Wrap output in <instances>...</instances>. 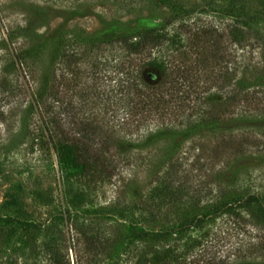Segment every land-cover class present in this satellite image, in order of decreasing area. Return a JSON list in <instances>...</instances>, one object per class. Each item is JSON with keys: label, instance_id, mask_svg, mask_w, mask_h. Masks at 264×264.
<instances>
[{"label": "rangeland", "instance_id": "1", "mask_svg": "<svg viewBox=\"0 0 264 264\" xmlns=\"http://www.w3.org/2000/svg\"><path fill=\"white\" fill-rule=\"evenodd\" d=\"M168 21V33L179 31L182 38L187 37L188 31L195 26L213 27L212 42L215 40V43L206 46L207 50L212 51L215 47L218 50V59H210L204 66L195 64V55L189 50V57L183 64L198 84L195 82L193 85V93L187 97L184 95V106L178 111L184 116L179 134L167 139L170 140L168 144L173 141L177 144L172 160L173 165L177 163L176 180L191 190L194 186H207L211 194L224 188L226 183L231 185L237 181V186L246 193L264 196V149L261 150L264 148V0H0V69L4 65L2 54L6 52L1 46L9 45V35L16 37L22 31L32 33L37 41L36 47L50 50L59 44L62 49L69 48L73 44L74 32L94 35L110 30L162 26ZM168 35L160 40L158 49L163 56H171L169 59L177 65L179 57L176 52L181 49L178 46L182 41L178 40L177 45L171 44L166 40ZM119 50V47L111 53L105 50L106 56L98 58V78L85 77L99 93L98 97V93L88 91L93 109L84 111L79 104L82 102L76 97L71 105L60 108V124L66 129L74 126L75 134L70 138H79L75 122L83 120L89 126L98 127L90 144L102 148L108 145L103 139L105 127L112 123V119L117 122L121 117L120 111L107 110L105 113L103 110L107 94L111 93L116 81L112 76H117L109 61L114 56L116 61L120 53L123 54ZM133 58L139 63L135 56ZM60 67L65 68L63 62ZM88 67V64H83L81 69L89 71ZM223 75L228 82H223ZM10 78L8 75L7 79ZM23 78L14 86H7V91H0V264H48L42 252L43 243L68 249L71 243L68 236L73 233L72 225L76 222L88 224L100 218L105 221L109 234L117 230V223L127 226L128 222L111 215L106 208L114 205L112 200L118 195L116 191L127 175L126 170L118 173L116 179L112 178L110 187L104 186L102 192L89 191L81 180L80 184L76 180L77 170L60 164L50 145L41 147L42 140L37 135L40 123L34 122L37 118L27 110L34 85L30 77ZM214 93L234 95L237 99L227 104V112L222 117L223 128H190L187 133L185 124L202 118L201 113L207 106L204 99ZM98 110L100 113L97 115ZM84 115L90 119L85 120ZM170 117L165 114L162 118L173 125L168 122L172 121ZM231 117L237 119L236 122H231ZM160 121L157 120L158 123ZM132 126L131 123L123 125L124 128ZM148 127L151 129L152 125ZM34 128H38L35 134ZM40 128L45 134L41 125ZM184 131L186 134H182ZM131 132L136 133L134 129ZM240 138L245 141V148H237ZM133 174L128 179L132 182L125 189L142 193L140 188L144 187L148 174L143 170ZM143 193L146 194L147 190ZM175 193L180 196L177 190ZM138 205L142 206V203ZM63 213L66 221L62 218ZM131 220L138 223V227H143L136 212ZM235 220L227 213L213 216L199 226L190 227L180 240L171 241L167 246L171 245L175 248L173 252L183 254L189 249L185 259L189 263L193 261V264H233L239 254L255 257L252 246L256 230L244 222L241 226ZM34 224L41 228L35 243L28 242L26 238ZM242 228L250 233L245 234ZM155 229L160 227L155 226ZM109 243L103 244L101 260L104 261L101 264L117 259H122L117 260L118 264H135L129 246L115 245L111 258L105 250ZM159 248H163L160 243ZM69 258L73 264L71 250ZM259 262L264 264V259L260 258Z\"/></svg>", "mask_w": 264, "mask_h": 264}, {"label": "trees", "instance_id": "2", "mask_svg": "<svg viewBox=\"0 0 264 264\" xmlns=\"http://www.w3.org/2000/svg\"><path fill=\"white\" fill-rule=\"evenodd\" d=\"M169 24L168 21L162 26L110 30L94 35L84 34L83 31L79 34L74 32L73 44L69 48L62 49L59 44L50 50L36 47L34 44L37 41L34 40L32 33L22 31L16 37L9 35L7 42L9 45L5 43L1 46L6 52H3L1 57L4 65L0 69V91H7V86H14L18 81H22L24 76L30 77L34 88L27 110L28 112L31 110L37 118L34 122L40 123L39 131L38 128L33 130L34 134L35 131L38 132L42 148L50 145L58 162L77 170L76 180L78 182L81 180L89 191L102 192L104 186H109L112 178L116 179L118 173L126 170L127 177L121 180L123 183L116 191L118 195L112 200L111 204L114 205L106 208L111 215L128 222L127 226L123 227L117 223V230L109 234L105 221L100 218L88 224L76 222L72 225L73 233L68 236L71 240L68 249L56 244L43 243L42 252L49 261L48 264H71L69 250L72 251L73 264H101L104 261L101 260L103 244L107 242L110 243L109 246H105V250L111 254V258L115 245H123V248L129 246L132 249L130 253L134 256L135 264H193V261L189 263L185 259L186 251H189L185 248L186 244L183 245L184 250L186 249L183 254L180 251L173 252L172 249L175 248L167 246V243L180 240L190 227L199 226L213 216L226 213L236 218L234 222L238 220L241 226L251 225L257 232L252 246L255 257L247 258L239 254L233 264H262L263 261L259 262V259H264L263 195L255 192L246 193L237 186V181L231 185L226 183V188H219L211 194L212 191L206 183V187L199 183L200 187L194 186L191 190L185 183L176 180L177 163L173 165L172 160L177 144L174 141L168 144L170 140L167 139L179 134L178 129L184 121V116L178 111L184 106V95L187 97L193 93L195 91L193 85H196L195 82L198 84L193 75H190L189 68L184 66V62L189 57L190 50L195 55V64L204 66L206 61L218 59V50L216 47L212 51L207 50L206 46L215 43V40L212 42L213 27L207 29L195 26L191 31L187 30V37L182 38L179 31L168 33ZM167 35L166 40L171 44L177 45L178 40L182 41L178 46L181 49H177L176 52L179 57L177 65L169 59L171 56H163L159 52L160 48L158 49L160 40ZM11 43L12 48H9ZM116 47H119L123 54L120 53L116 61L115 56L110 58L109 66L112 71H116L117 76H112L116 81L113 82L111 93L107 94L109 96L105 99L103 110L105 113L107 110L120 111L121 117L120 121L112 119L111 124L107 123L103 139L108 145L102 148L90 144V140L97 134V126H89L83 120L75 122L80 136L73 139L70 137L75 134L74 126L66 129L60 124L58 114L62 105L67 107L74 102V97L82 102L79 104L84 111L93 109L88 99L90 94L88 91L94 93L98 91L96 87L87 83L85 77L89 75L93 80L98 78L100 73L97 66L98 58L106 56L105 50L111 53ZM134 56L139 63L134 61ZM62 62L65 65L64 69L60 67ZM83 64L89 65V71L81 69ZM8 75L12 78L7 79ZM223 82H228L226 77ZM29 83L30 81L27 82ZM208 97L204 99L207 106L201 113L202 118L185 124L184 130H187V133L190 128L222 129V117L227 112L228 102L237 100L234 95L226 94L214 93ZM99 113L100 110L97 111V115ZM165 114L172 117V121L168 122L173 125L167 124L162 118ZM83 118L90 119L85 115ZM158 119L161 120L159 123ZM236 120L233 117L230 121ZM126 123L133 124V128H124L123 125ZM150 125L151 129L148 127ZM133 129L135 135L131 132ZM184 133L186 134V131L182 134ZM238 140L240 141L237 148H245V141L242 138ZM141 170L146 175L149 172L144 187L140 188L142 193L140 190L134 193L135 190L125 189L132 182V179L128 180L129 177ZM143 190H147V193H143ZM176 190L179 197L176 196ZM139 203H142V206H139ZM134 212L141 219L139 223L143 227H138V223L132 222L131 216ZM62 218L66 221L64 213ZM241 222H244V225ZM155 226H159L160 229L156 230ZM243 231L245 234L250 233L245 231V228ZM40 234L41 228L34 224L27 234V241L34 242L35 237ZM159 243L163 248H159ZM117 260L105 264H118Z\"/></svg>", "mask_w": 264, "mask_h": 264}]
</instances>
